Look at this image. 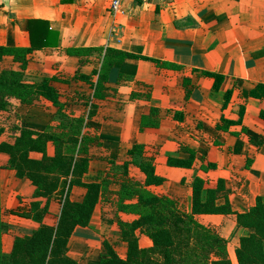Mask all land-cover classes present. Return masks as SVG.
Wrapping results in <instances>:
<instances>
[{
    "label": "crops",
    "instance_id": "obj_1",
    "mask_svg": "<svg viewBox=\"0 0 264 264\" xmlns=\"http://www.w3.org/2000/svg\"><path fill=\"white\" fill-rule=\"evenodd\" d=\"M111 2L0 0V46L28 47V20L43 21L37 32L43 30L50 46L26 54L23 78L34 83L51 78L59 101L53 104L37 93L29 102L12 98L13 110L0 112V141L12 142L21 127L64 140L73 136L77 155L87 159L81 181L101 184L88 225L76 226L67 241L66 254L76 264H99L104 240L125 256L119 221L138 213L122 207L134 205L137 197L121 186L142 188L140 158L150 159L155 174L164 178L145 188L172 197L183 212H191L195 177L204 188L221 179L217 202L227 199L234 212L246 211L257 198L264 204V93L259 88L264 85V0H119L114 16L108 12ZM112 50L129 56L118 59ZM18 68L13 54L2 55L0 71ZM135 145H141L140 153ZM71 146L65 142L64 153ZM54 153L55 144L48 141L46 154ZM191 154L190 167L167 163ZM8 158L0 152V219L8 226L2 237L10 247L15 236L31 235L39 222L8 210L34 211L47 197H34L35 187L16 175ZM85 191L81 185L67 193L54 191L42 222L54 226L63 199L79 202ZM195 218L223 232L226 250L235 249L248 232L234 214ZM135 233L140 247L152 245L146 234Z\"/></svg>",
    "mask_w": 264,
    "mask_h": 264
},
{
    "label": "trees",
    "instance_id": "obj_2",
    "mask_svg": "<svg viewBox=\"0 0 264 264\" xmlns=\"http://www.w3.org/2000/svg\"><path fill=\"white\" fill-rule=\"evenodd\" d=\"M40 19L28 20L29 46L25 48H9L0 46V58L4 54H13L19 68L0 71V112L6 113L14 108L12 98L21 102H29L34 94L42 95L53 104L58 105V92L50 84L51 78L45 77L41 82H27L23 78L26 54L33 49L50 46L44 37L43 30L37 32ZM80 53L82 48L70 49ZM109 52V51H108ZM122 59L129 54L112 50ZM86 80V76L79 75ZM263 88L264 85H260ZM255 95V91H251ZM53 141L55 153L46 154V144ZM69 141L71 151L64 153L65 142ZM77 139L62 137L48 132H38L26 127L19 128V134L12 142L0 141V152L8 154V166L15 169L19 177H27L35 187L34 197H47L40 208L30 212L10 209L8 212L22 217L32 218L39 222L38 228L29 236H17L9 254L0 249V264H76L68 257L67 241L76 226H86L98 201L101 188L99 183H84L81 176L87 169V159L77 155L75 147ZM141 152V145L133 146ZM40 152V158L29 156V152ZM194 156L188 159L168 158L169 165L190 167ZM144 174L142 188H130L122 184L121 188L127 195H136L137 201L128 206L138 213L130 221H119L120 235L126 242L124 257L112 249L107 241H103L105 251L100 254L99 264H234L227 254L226 239L199 222L196 214H234L238 226L248 232L239 237L238 246L234 249L236 264H264V204L260 198L244 212L231 210L227 199L218 203L222 196L223 181L218 180L212 188H204L203 181L195 177L192 181L191 212L186 213L176 207L172 197L155 194L145 188L147 185H158L164 178L155 174L150 159L140 158L136 162ZM72 185L86 188L81 201L74 202L67 198L62 201L58 220L54 226L44 224L42 218L47 211L48 197L56 190L67 193ZM38 205V202L34 203ZM131 205V206H130ZM2 208L0 206V214ZM8 226L0 219V233ZM136 230L146 234L152 242L150 247H140ZM152 255V256H151ZM156 255L158 258H155Z\"/></svg>",
    "mask_w": 264,
    "mask_h": 264
},
{
    "label": "rangeland",
    "instance_id": "obj_3",
    "mask_svg": "<svg viewBox=\"0 0 264 264\" xmlns=\"http://www.w3.org/2000/svg\"><path fill=\"white\" fill-rule=\"evenodd\" d=\"M204 225L207 226L210 230L214 231L215 233H217V234H219V235H221V233L223 234V232L220 233L216 228L211 227L210 224H204ZM7 229H8V228H7ZM7 229H6L5 231H2V232L0 233V249H1V251H2L3 253H5V254H9V253L11 252V250H12V248H13V246H14V242H15V240H16V238H18L17 236H15V237L13 238V241H12V244L10 245V247L7 246L6 242L4 241V239H3V237H2V235H3L5 232H7ZM231 234H232V236H231L230 240H233V241H234V239H235L236 236H237V232H236V231H232ZM221 236H222V235H221ZM222 237H223V236H222ZM230 244H231V243H230ZM226 247H227V246H226ZM228 251H229V252H228ZM233 253H234L233 246L230 245V246L228 247V249H227V254L229 255V257H230V259L232 260V262L236 264V260L234 259ZM234 255H235V254H234ZM151 256H152V255H151ZM154 257H155V258H158L156 255H154Z\"/></svg>",
    "mask_w": 264,
    "mask_h": 264
},
{
    "label": "built area",
    "instance_id": "obj_4",
    "mask_svg": "<svg viewBox=\"0 0 264 264\" xmlns=\"http://www.w3.org/2000/svg\"><path fill=\"white\" fill-rule=\"evenodd\" d=\"M120 10L119 0H112L109 5L108 12L111 16H114Z\"/></svg>",
    "mask_w": 264,
    "mask_h": 264
}]
</instances>
